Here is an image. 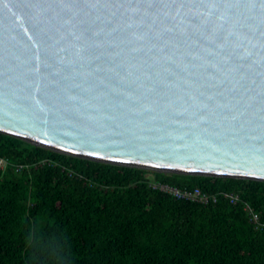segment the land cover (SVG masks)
Returning a JSON list of instances; mask_svg holds the SVG:
<instances>
[{"label":"water","instance_id":"water-1","mask_svg":"<svg viewBox=\"0 0 264 264\" xmlns=\"http://www.w3.org/2000/svg\"><path fill=\"white\" fill-rule=\"evenodd\" d=\"M0 133L264 182V0H0Z\"/></svg>","mask_w":264,"mask_h":264},{"label":"trees","instance_id":"trees-1","mask_svg":"<svg viewBox=\"0 0 264 264\" xmlns=\"http://www.w3.org/2000/svg\"><path fill=\"white\" fill-rule=\"evenodd\" d=\"M0 158V264H264V182L93 162L1 133Z\"/></svg>","mask_w":264,"mask_h":264},{"label":"built area","instance_id":"built-area-1","mask_svg":"<svg viewBox=\"0 0 264 264\" xmlns=\"http://www.w3.org/2000/svg\"><path fill=\"white\" fill-rule=\"evenodd\" d=\"M45 163V162H44ZM43 163V164H44ZM8 166H10V163L7 160H4L0 158V168L5 169ZM29 166L26 165H18L15 166L16 171H20L23 168H28ZM152 187L155 189H158L164 193H167L174 197L177 200H186L191 202H197L200 204H207L210 200H215L214 196H209L207 194L202 193L201 191L195 189V190H178L174 187L168 186V185H162V184H152ZM228 199L231 204H236L239 201L238 195L230 194L228 195ZM249 214L252 217V221L256 224H258V216L253 214L248 208H247Z\"/></svg>","mask_w":264,"mask_h":264},{"label":"snow or ice","instance_id":"snow-or-ice-1","mask_svg":"<svg viewBox=\"0 0 264 264\" xmlns=\"http://www.w3.org/2000/svg\"><path fill=\"white\" fill-rule=\"evenodd\" d=\"M92 155H97V153H95V152H93V153H91Z\"/></svg>","mask_w":264,"mask_h":264},{"label":"rangeland","instance_id":"rangeland-1","mask_svg":"<svg viewBox=\"0 0 264 264\" xmlns=\"http://www.w3.org/2000/svg\"><path fill=\"white\" fill-rule=\"evenodd\" d=\"M150 171V170H149ZM149 177H151L152 178V176H149Z\"/></svg>","mask_w":264,"mask_h":264}]
</instances>
